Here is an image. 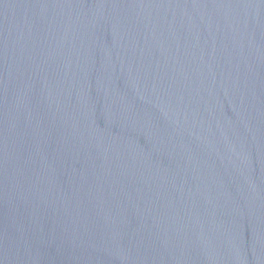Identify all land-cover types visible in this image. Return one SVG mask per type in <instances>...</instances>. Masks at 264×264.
Returning a JSON list of instances; mask_svg holds the SVG:
<instances>
[{"label":"water","instance_id":"water-1","mask_svg":"<svg viewBox=\"0 0 264 264\" xmlns=\"http://www.w3.org/2000/svg\"><path fill=\"white\" fill-rule=\"evenodd\" d=\"M0 264H264V0H0Z\"/></svg>","mask_w":264,"mask_h":264}]
</instances>
